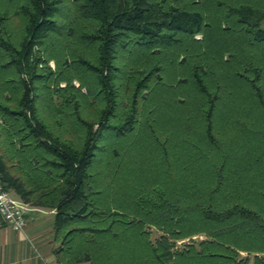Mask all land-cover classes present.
Listing matches in <instances>:
<instances>
[{"label":"trees","instance_id":"1","mask_svg":"<svg viewBox=\"0 0 264 264\" xmlns=\"http://www.w3.org/2000/svg\"><path fill=\"white\" fill-rule=\"evenodd\" d=\"M0 179L60 264H264V0H0Z\"/></svg>","mask_w":264,"mask_h":264},{"label":"crops","instance_id":"2","mask_svg":"<svg viewBox=\"0 0 264 264\" xmlns=\"http://www.w3.org/2000/svg\"><path fill=\"white\" fill-rule=\"evenodd\" d=\"M24 230L0 215V264H60L56 253L55 210L33 207Z\"/></svg>","mask_w":264,"mask_h":264},{"label":"built area","instance_id":"3","mask_svg":"<svg viewBox=\"0 0 264 264\" xmlns=\"http://www.w3.org/2000/svg\"><path fill=\"white\" fill-rule=\"evenodd\" d=\"M31 206L8 192L0 179V215L15 230L21 231L27 227V212Z\"/></svg>","mask_w":264,"mask_h":264},{"label":"rangeland","instance_id":"4","mask_svg":"<svg viewBox=\"0 0 264 264\" xmlns=\"http://www.w3.org/2000/svg\"><path fill=\"white\" fill-rule=\"evenodd\" d=\"M197 37H201L200 35H198ZM52 64L54 65V62H52ZM153 151H149V157L147 156L146 158V163L140 165L139 167L134 168V166L130 165L129 167V162L126 160L127 163V170L124 167V174L123 177H132V179L135 180V176L137 178V181H144V180H150L151 182L159 177L161 173V165L159 163V159L154 156ZM125 180V179H123ZM159 231L157 229H153L152 231V235L153 238L157 237L159 235ZM197 238V236H196Z\"/></svg>","mask_w":264,"mask_h":264}]
</instances>
